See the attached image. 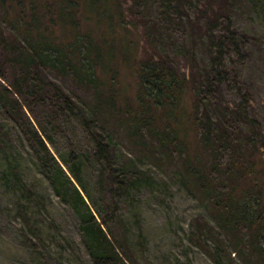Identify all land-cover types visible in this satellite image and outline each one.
<instances>
[{"label":"trees","instance_id":"trees-1","mask_svg":"<svg viewBox=\"0 0 264 264\" xmlns=\"http://www.w3.org/2000/svg\"><path fill=\"white\" fill-rule=\"evenodd\" d=\"M147 1L0 0V104L30 147L43 150L44 174L77 212L81 241L94 264L139 263L124 230L117 229L116 195L149 178L136 162L146 153L158 165L174 161L187 191L208 203L217 228L194 217V241L203 245L209 238L213 246L206 249L215 255L226 239L244 264H264V131L245 90L240 99H228L223 91L236 75L225 56L243 53L245 42L262 36L232 24L236 0H187L192 14L180 8L185 0H159L154 15ZM174 25L186 30L172 54L163 43ZM116 27L124 28L117 39ZM131 29L143 34L148 47H140ZM115 42L119 49L125 46L123 57L134 77L132 95L123 98ZM68 78L86 89L80 100L64 88ZM70 110L78 113L93 143L98 206H90L81 191L80 151L71 150L67 158L58 153L64 167L42 136L48 134L41 116ZM188 126L192 140L184 135ZM115 135L133 154L116 150ZM14 165L7 162L3 175L26 187ZM27 206L16 200V212L26 222Z\"/></svg>","mask_w":264,"mask_h":264},{"label":"rangeland","instance_id":"rangeland-1","mask_svg":"<svg viewBox=\"0 0 264 264\" xmlns=\"http://www.w3.org/2000/svg\"><path fill=\"white\" fill-rule=\"evenodd\" d=\"M129 1L123 0V3ZM148 1L150 14H157L159 0ZM180 8L192 14V4L187 0ZM231 12L232 24L262 37L258 41L245 42L243 53L232 51L225 56L227 65L236 71V75L230 86H224V95L228 99H240V91L245 90L249 110L259 118L264 131V0H236ZM184 14H181L182 17ZM88 22L91 23V20ZM123 30L120 27L114 29L116 39ZM182 30H186L185 25H174L169 40L163 43V47L172 54L181 47L177 37ZM131 32L140 47H148L143 34L135 29H131ZM124 47L115 48L113 60L122 98L132 95L135 87L128 60L123 57L126 55ZM140 53L138 48L136 54ZM178 56L180 61H184L181 54ZM63 84L77 100L86 91L69 78ZM189 95L186 93L184 96L186 105L189 104ZM41 119L48 134L42 135L45 144L64 167L66 165L58 153L67 158L71 150L80 151V174L85 188H81V191L90 206L101 204L95 178L97 161L93 143L78 113L75 110L60 111L49 118L41 116ZM0 130L5 131L0 132V264H94L81 241L77 212L70 202L54 192L49 178L44 174L42 168L45 167L40 158L43 150L39 152L38 148L30 147L18 123L1 104ZM184 135L187 139H193L189 126ZM112 138L117 151L122 149L133 154L124 139L120 140L116 135ZM7 162L16 163L14 166L26 187L3 175ZM136 162L150 175L149 178L140 179L136 185L122 189L116 199L120 219L117 229L124 230L137 254L138 264L146 263L147 259L156 264H244L239 255L229 248L226 239L219 242L222 250L215 255L207 250L213 246L209 238H205L203 245L193 240L191 224L194 217L201 216L215 228L217 226L209 214L208 203L188 192L179 181L178 172L173 170L174 161L164 160L158 165L146 153ZM17 199H23L28 204L30 217L27 222L16 212ZM225 248L229 250L228 254Z\"/></svg>","mask_w":264,"mask_h":264}]
</instances>
